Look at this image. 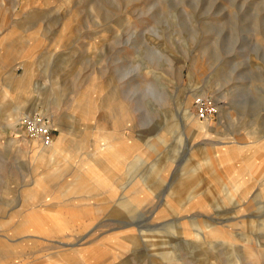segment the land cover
<instances>
[{
    "label": "rangeland",
    "instance_id": "rangeland-1",
    "mask_svg": "<svg viewBox=\"0 0 264 264\" xmlns=\"http://www.w3.org/2000/svg\"><path fill=\"white\" fill-rule=\"evenodd\" d=\"M0 264H264V0H0Z\"/></svg>",
    "mask_w": 264,
    "mask_h": 264
},
{
    "label": "built area",
    "instance_id": "built-area-1",
    "mask_svg": "<svg viewBox=\"0 0 264 264\" xmlns=\"http://www.w3.org/2000/svg\"><path fill=\"white\" fill-rule=\"evenodd\" d=\"M195 104V114L198 118H209L212 116L215 112V106L214 104L203 97H199L194 101ZM40 133L45 135L46 131L40 130Z\"/></svg>",
    "mask_w": 264,
    "mask_h": 264
},
{
    "label": "bare ground",
    "instance_id": "bare-ground-1",
    "mask_svg": "<svg viewBox=\"0 0 264 264\" xmlns=\"http://www.w3.org/2000/svg\"><path fill=\"white\" fill-rule=\"evenodd\" d=\"M200 125H201V127H206L205 125V122H203V123H200ZM45 141V140H44ZM46 143V142H45Z\"/></svg>",
    "mask_w": 264,
    "mask_h": 264
}]
</instances>
